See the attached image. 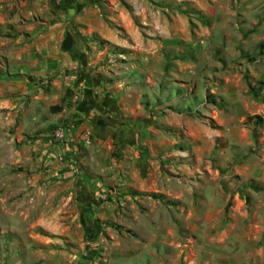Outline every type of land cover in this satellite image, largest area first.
Here are the masks:
<instances>
[{
	"label": "rangeland",
	"instance_id": "1",
	"mask_svg": "<svg viewBox=\"0 0 264 264\" xmlns=\"http://www.w3.org/2000/svg\"><path fill=\"white\" fill-rule=\"evenodd\" d=\"M98 5L112 39H89L105 52L103 77L141 97L146 113L145 191L129 209L117 196L99 219L103 239L151 245L155 264H264V0ZM31 174L0 163L2 208L26 204Z\"/></svg>",
	"mask_w": 264,
	"mask_h": 264
},
{
	"label": "crops",
	"instance_id": "2",
	"mask_svg": "<svg viewBox=\"0 0 264 264\" xmlns=\"http://www.w3.org/2000/svg\"><path fill=\"white\" fill-rule=\"evenodd\" d=\"M110 31L98 0H0V163L29 169L37 186L26 204L0 203V230L11 232L0 264H155L151 245L109 244L100 233L117 196L129 209L146 186L143 100L103 77L105 52L89 41L112 40ZM66 124L70 133L54 140L53 125Z\"/></svg>",
	"mask_w": 264,
	"mask_h": 264
},
{
	"label": "built area",
	"instance_id": "3",
	"mask_svg": "<svg viewBox=\"0 0 264 264\" xmlns=\"http://www.w3.org/2000/svg\"><path fill=\"white\" fill-rule=\"evenodd\" d=\"M71 126L66 124L64 126H60L54 130L52 137L54 140H63L67 133H70ZM82 141L86 148H91L93 146V135L90 131H83L81 134ZM60 162H65L66 159L61 157L59 159Z\"/></svg>",
	"mask_w": 264,
	"mask_h": 264
},
{
	"label": "trees",
	"instance_id": "4",
	"mask_svg": "<svg viewBox=\"0 0 264 264\" xmlns=\"http://www.w3.org/2000/svg\"><path fill=\"white\" fill-rule=\"evenodd\" d=\"M59 109H60L59 107H53V108H52L53 111H57V110H59Z\"/></svg>",
	"mask_w": 264,
	"mask_h": 264
}]
</instances>
